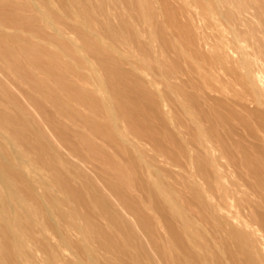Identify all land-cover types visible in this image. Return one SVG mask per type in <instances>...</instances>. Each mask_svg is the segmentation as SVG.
Wrapping results in <instances>:
<instances>
[{
    "label": "bare ground",
    "instance_id": "obj_1",
    "mask_svg": "<svg viewBox=\"0 0 264 264\" xmlns=\"http://www.w3.org/2000/svg\"><path fill=\"white\" fill-rule=\"evenodd\" d=\"M92 1L99 4L95 7ZM227 1L237 13L219 11L221 0H55L66 13L61 16L52 0H0V38L8 36L4 29L11 26L17 32L32 31L31 40L46 39L48 30L51 38L64 39L69 31L86 45L84 59L97 61L102 75L95 79L101 88L97 90L110 94V99L84 88L76 92L82 106L97 116L94 137L103 142V155H116L134 172L133 185L143 196L141 204L161 219H150L149 225L163 227L171 238L168 244L180 251L171 259L163 246H157L165 264H264V96L256 88L261 78L257 79L253 65L243 59L235 65L229 56L248 34L233 31L231 39L220 41L207 53L210 36L198 35L193 26L208 5L227 23H246L251 0ZM189 6L202 13L189 12ZM27 9L34 17L18 14ZM34 23L42 26L34 27ZM104 40L110 44L105 46ZM258 44L264 47V39ZM127 48L139 51L140 64L123 58ZM85 60L79 63L86 66ZM79 68L66 64L69 75L90 83ZM32 133L17 130L19 147L11 153L0 147V264H155L151 243L143 237L145 227L130 225L123 208L105 211L109 228L119 231L116 236L102 232L91 206L85 215L79 213L76 206L85 199L74 192L80 189L75 176L69 187L57 184L61 193H68L67 201L55 195L51 186L39 191L41 178L27 171L32 166L25 159L30 153L38 155L40 167L55 173H61L55 163L73 168V175L89 163L77 159L66 163L61 140L57 147L43 136L31 142ZM128 136L151 144L167 165L181 173L159 167L156 159L148 160V154L147 159ZM46 154L51 158L48 163ZM15 160L26 170L16 171ZM115 163L109 160L110 165ZM168 177L174 184H169ZM97 182L106 189L101 179ZM39 198L52 204L54 215L66 227L54 220L49 206L37 213L38 209L33 210L29 203L38 206ZM66 202L73 204L71 211ZM94 232L110 234L116 251L126 257L113 259L108 256V244L87 240ZM153 234L155 241L159 235Z\"/></svg>",
    "mask_w": 264,
    "mask_h": 264
},
{
    "label": "rangeland",
    "instance_id": "obj_2",
    "mask_svg": "<svg viewBox=\"0 0 264 264\" xmlns=\"http://www.w3.org/2000/svg\"><path fill=\"white\" fill-rule=\"evenodd\" d=\"M14 1L18 3L22 2V0ZM52 1L55 2V0ZM225 1L228 3L227 5H225ZM251 2L252 8L249 9V12L246 14V23L244 24L239 22L234 24L227 23L229 22L227 18L218 15V11H213L212 7L207 4L209 10H207L206 13L203 12L204 16L202 19L195 22V25L193 26L195 27L194 30L197 34L205 32L210 36V46L205 50L207 53H212L220 41L226 43L229 39H231L233 37L231 34L233 31L235 33L240 32L248 34L247 38L243 39L242 42H237L233 50L229 51V56L235 65H237L241 59H243L245 63L253 65L256 75L258 74L257 79L261 78L260 80L258 79L256 88L259 89L261 93L263 92L262 94L264 96V53L261 52H264V47L258 44L259 41L264 39V0H251ZM92 4L96 7L99 2L92 1ZM191 5L193 4L191 3ZM218 7V10L224 15H226L228 11L232 10L237 13V9L227 0H221L220 6ZM54 10L61 16L66 14L62 9H60L56 2L54 3ZM188 11L194 14L202 13L201 9L197 7L192 8V6L188 7ZM18 14L25 18H29L30 16L34 17L35 15L34 12L29 11L28 9L25 11H19ZM223 18L224 21H222ZM128 21L131 23L133 22L131 18H128ZM114 22L116 23L117 21L114 20ZM183 22L184 24L187 23L185 20H183ZM78 25L84 28L82 24L78 23ZM33 26L40 27L42 25L34 23ZM13 27L11 26L5 28V33L7 31L6 34L8 36L6 38H0V147H4V149L9 153L12 152L13 148H18V141L15 138L17 130H31L33 132L32 136H30L31 142H34L37 137L43 136L57 147L58 141L61 140V150L66 163L75 162L77 160H85L89 163V165L88 167L82 166L77 168L76 175H73L70 173L73 172V168L70 167L68 169L61 163H55L61 171V173H55L47 167H40L38 165V155L34 152L30 153L25 158L32 164L30 167L31 170L27 171L34 178H41L38 182V186L40 187L39 191L43 192L44 190H48L51 186L55 189V195L61 199H65V196L68 193H61L57 184L60 183L64 187H69L73 184V176H75L76 184L80 189L79 191L74 192H77L81 198L85 199V203L81 201L76 206L79 213L85 215L87 213V207L91 206L94 211L93 218L99 222L102 232L104 230L106 233L109 232L113 234V236H116V234H119V231L114 228H109L105 211L108 208L115 209L116 211L123 208L129 217L128 223L130 225L135 222L136 224H139L141 228L142 226L145 227V232L142 230L144 233L143 237L151 243L152 250L150 252V256L154 260L153 263L165 264L163 260L164 257L159 251V247L161 246L164 247L166 255H168L171 259L174 258L180 253V251L172 248V246L168 244L171 238L166 233L165 229L163 227L160 228V226L154 229L152 225H149L150 219H156L158 222H161V219L158 218V216L151 214L150 209L141 204L143 196L137 192L136 187L133 185V178L135 175L134 172L130 168L123 166L121 164V159L116 157V155L111 154L112 158H107L103 155V142L94 137L98 131L96 126L97 116L92 113L93 109L88 110L87 105L82 106L79 95L76 91L79 88H84L85 91L88 90L97 94L99 93V96L107 99H110L111 95L107 94L105 91L102 92L101 90H97L98 88H101L97 83L95 84V79H102V75L98 72L99 66L94 58H91V61L85 60L87 52L85 51L86 45L84 42L69 31L64 34V39H53L49 36L52 34L51 30L47 31L48 37L46 39L31 40L32 31L22 29L17 32L16 28ZM229 27L231 28V31ZM255 31L257 32L255 33ZM19 34L21 36H19ZM30 41L32 43H30ZM249 41L250 43H248ZM243 42H245V45H241ZM72 43L74 46H72ZM103 44L107 46L110 42L104 40ZM40 46H45V49L41 50ZM232 51L233 54L231 53ZM122 56L127 61L137 62L140 64L139 51L134 48L125 49ZM80 59L85 60L86 66L79 63ZM66 64H70L75 68L80 67L79 69L82 74L90 83H86L71 74L69 75L67 73ZM25 70H27V72ZM14 85L16 87H14ZM217 86L220 85L217 84ZM163 87L164 86L161 84L159 89L162 90ZM236 90L244 92L240 86H236ZM70 103L72 105H70ZM19 110L20 116L17 114V112L19 113ZM121 126L125 127L124 124H121ZM31 127L34 128L32 129ZM3 131L4 133H2ZM128 139L141 148V151L144 153V156L146 155V158L149 156V159L147 158L148 160L151 158L156 159L159 167H164L167 171L175 174L181 173L178 168L167 165L165 163L166 159L158 155L148 142L138 141L132 136H128ZM43 157L47 163L50 162L51 158L49 155L46 154L43 155ZM110 159H113L116 162L114 166L109 164ZM15 170L20 171L26 169L24 166L21 167L17 165V161L15 160ZM76 170L74 169V171ZM38 171L39 173H37ZM163 174L168 176L166 172ZM86 178H90V182H85L84 180ZM168 178L169 184H174L173 179L170 177ZM99 179L102 180L104 188H106L105 190L103 187L101 188L98 186L97 181ZM68 191L72 193L71 190ZM109 196H112V199ZM136 198H138V201ZM65 201L67 200L65 199ZM43 202L46 203V206ZM29 204L34 208L33 210L38 209L36 210V213L49 206L54 220L61 222L57 214L54 215L55 209L52 207V204L45 198L42 200L40 199L38 206L35 205L33 201H30ZM72 206L73 204L71 202H66L67 210L71 211ZM233 210L235 212L238 211L237 209ZM37 219L40 224V217L37 216ZM61 225L66 227L64 222H61ZM106 233L94 232L87 240L97 241L99 243L105 242L108 244V256L113 259L126 257V254H120L116 251L112 243L114 238H112L110 234ZM153 233L159 235L155 241ZM56 243L57 242L53 240V244ZM0 251H2L1 247ZM261 254L264 256V246L261 248ZM92 256L94 257V255Z\"/></svg>",
    "mask_w": 264,
    "mask_h": 264
}]
</instances>
